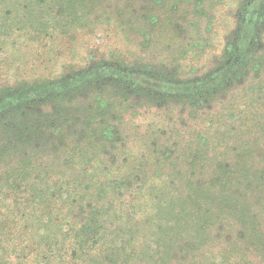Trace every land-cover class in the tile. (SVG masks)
Instances as JSON below:
<instances>
[{
    "label": "rangeland",
    "instance_id": "374dc122",
    "mask_svg": "<svg viewBox=\"0 0 264 264\" xmlns=\"http://www.w3.org/2000/svg\"><path fill=\"white\" fill-rule=\"evenodd\" d=\"M67 1L0 0L6 30L21 35L30 18L51 33L36 55L31 36L0 41V91L94 65L200 81L229 60L248 0H82L65 12ZM258 27L235 87L203 102L110 74L2 112L0 264H264V9ZM211 179L221 184H205L211 209L199 210L193 183ZM234 196L245 214L227 212ZM83 228L91 243L76 256Z\"/></svg>",
    "mask_w": 264,
    "mask_h": 264
},
{
    "label": "trees",
    "instance_id": "16d2710c",
    "mask_svg": "<svg viewBox=\"0 0 264 264\" xmlns=\"http://www.w3.org/2000/svg\"><path fill=\"white\" fill-rule=\"evenodd\" d=\"M82 3H83L82 0H69L67 1L66 5H63L62 9L65 10V12H68L70 10H74L78 8L79 5H81ZM263 9H264V0H248L241 5V11H240L241 17H240V22L238 24V28L236 30L235 39L230 49L226 50V54L228 56L226 59L229 60L226 61L222 67H219L218 69L213 71L209 76L202 78V80L200 81L197 80L190 82L183 81V83H175L169 81V79L167 78H163L160 75L154 73L139 72V71L134 72L130 68L126 69L125 71L123 70L124 71L123 72L122 70H118L116 66L96 68L94 65L87 70H80L77 72H73L71 73V75L62 76L57 80H49L48 78H42L40 80L36 79L33 83L30 84V86L19 85L18 87L14 89H10L6 92L0 91V114L6 111L7 109L16 107L25 102H31L36 100L45 102L50 99L61 98L65 96V94H70L71 92H74L76 90H81L86 87H89L95 84L96 80L100 81L99 79L107 77L110 74L111 77L114 78L115 82L131 84L134 87L142 91H145L146 93L152 94L154 98H157L160 95H164V97L166 98L177 99L178 101L187 100L189 102L191 101L203 102L204 100H209L211 97L219 95L222 92H225L235 87L237 79L235 80V83H234V79L238 75L235 74V71L239 69L241 63L243 64L244 67V65L248 60H251L255 57V52H254L255 46L253 45L256 43L258 37H260L261 34L260 30H258L259 28L258 26L260 25ZM67 20H68L67 17H63L61 23L63 24ZM28 21L31 22L34 21L35 23L38 22L33 19L30 20V18ZM39 21H40L39 23L36 24L34 23V25L32 26L31 24L29 25L28 23L25 32L22 33L21 35L19 34L14 35L16 31L12 32L10 30L9 31L6 30V22L2 21L0 23V39H1L0 41L2 43L3 50L6 49V47L10 45L14 39L17 38L23 39V37H27L28 35L31 36L29 37L30 39H27L28 45L29 46L33 45L34 47L36 46L35 49L32 50L34 51L35 55L38 54V52L42 50V47L46 45L43 42L47 38L49 39L50 37L48 36L51 34L50 31L47 30V27L44 26V23L41 20ZM22 30L24 31L23 28ZM4 42H6V44H4ZM0 50H2V47L0 48ZM31 66H34V64ZM36 67H37L36 68L37 71L35 70L32 72L33 74L38 75L40 70L43 71L42 69L44 68L43 66L41 68L40 64H38ZM242 71L243 69L240 72L241 75L243 73ZM187 182L189 187H191V183L189 182V180H187ZM207 182L208 183L213 182L216 184L220 181H218V179L216 181H214V179H211L210 181H203V180L199 182L194 181L193 189H194V193L195 192L197 193V196L201 195L200 197H202L203 195L206 194L204 190V186L205 184H208ZM221 186L224 188V185ZM18 187L19 184L15 183L14 188L16 189ZM57 193L59 192H54L51 194H49L48 192V199H46L45 202L43 203L45 205L44 213H47L49 215L52 214V216L55 215L56 207L53 205V203H51L52 201L51 198L54 197L56 198ZM197 196L194 195V198L198 199L199 197ZM173 198L174 195L171 196V199L169 198H168L169 200L166 199L167 203L172 201ZM233 198H235V196L232 197L231 200L225 202V206L227 207V212L229 211L232 214V211L234 212L238 211L239 214H245L247 210H245V208L243 209L241 206H238V204H236L233 201ZM205 200L207 202H205ZM208 204H209L208 198L202 197L201 206L199 207V210L202 207L211 209V205ZM250 212L253 211L250 210ZM57 219L58 217L56 218V216L52 217V221L54 223L55 221H57ZM247 222L248 221H241V224H243L242 226H246L248 224ZM249 224H251L252 226L249 227V230L257 232L258 230L257 228L259 227L253 225V223H249ZM7 235L10 236V233H7ZM89 236L92 237V234H90L86 230V228L81 229L79 233L77 232L75 237L76 240L78 241L76 242L77 249H74V254L76 256L82 255L83 249H85L87 244L91 243V239L89 238ZM0 249L4 250L2 246ZM73 262H79V261L74 259Z\"/></svg>",
    "mask_w": 264,
    "mask_h": 264
},
{
    "label": "flooded vegetation",
    "instance_id": "af4514ba",
    "mask_svg": "<svg viewBox=\"0 0 264 264\" xmlns=\"http://www.w3.org/2000/svg\"><path fill=\"white\" fill-rule=\"evenodd\" d=\"M113 67H115V66H113ZM116 67L118 68V66H116ZM126 69H127V68H126ZM126 69H125V70H126ZM161 96H163V95H160V96H158V97H161Z\"/></svg>",
    "mask_w": 264,
    "mask_h": 264
}]
</instances>
